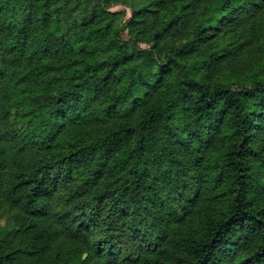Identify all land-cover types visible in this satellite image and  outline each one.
<instances>
[{
    "label": "trees",
    "instance_id": "1",
    "mask_svg": "<svg viewBox=\"0 0 264 264\" xmlns=\"http://www.w3.org/2000/svg\"><path fill=\"white\" fill-rule=\"evenodd\" d=\"M3 215L0 264H264V0H0Z\"/></svg>",
    "mask_w": 264,
    "mask_h": 264
},
{
    "label": "rangeland",
    "instance_id": "2",
    "mask_svg": "<svg viewBox=\"0 0 264 264\" xmlns=\"http://www.w3.org/2000/svg\"><path fill=\"white\" fill-rule=\"evenodd\" d=\"M112 11H119L120 13H122L124 15V18H126L129 13H130V10L128 7H125L123 5H114L110 8ZM124 35H126V33L124 32ZM5 215L1 216L0 217V226H3L4 223H5Z\"/></svg>",
    "mask_w": 264,
    "mask_h": 264
}]
</instances>
